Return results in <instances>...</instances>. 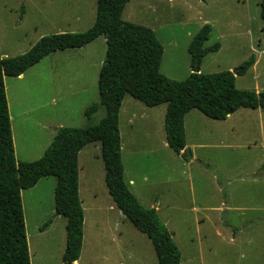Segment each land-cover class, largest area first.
Segmentation results:
<instances>
[{
	"label": "rangeland",
	"instance_id": "rangeland-1",
	"mask_svg": "<svg viewBox=\"0 0 264 264\" xmlns=\"http://www.w3.org/2000/svg\"><path fill=\"white\" fill-rule=\"evenodd\" d=\"M261 1L131 0L123 20L155 32L164 48L161 72L174 80L190 75L189 45L210 24L205 47L218 43L220 48L203 58L201 72H235L255 55V64L236 74L235 82L238 89L261 92ZM97 2L0 0L2 58L27 53L47 35L85 32L95 22ZM106 51V38L100 36L82 48L51 53L18 78L5 76L18 162L41 158L55 126L84 128L104 118L103 106L89 120L85 110L99 102ZM166 110V103L151 107L128 94L123 100L119 128L131 192L145 208L158 205L159 218L180 249V264H264V110L242 107L226 120L191 110L185 117L187 158L167 143ZM96 144L101 145L91 143L79 154L84 241L77 264H158L151 239L113 203L101 179L104 163ZM85 166L93 167L95 198L86 193ZM56 183L54 176L43 177L21 191L31 264L63 263L67 219L56 216Z\"/></svg>",
	"mask_w": 264,
	"mask_h": 264
},
{
	"label": "trees",
	"instance_id": "trees-1",
	"mask_svg": "<svg viewBox=\"0 0 264 264\" xmlns=\"http://www.w3.org/2000/svg\"><path fill=\"white\" fill-rule=\"evenodd\" d=\"M131 0H98L94 24L85 32H64L42 37L27 53L3 59L0 52V264H31L21 191L35 187L41 178L54 176L55 211L64 216L66 247L62 264L79 260L84 241V210L79 194V154L88 144H101L105 183L115 205L133 225L147 235L158 264H180L181 252L173 234L159 218L156 208H145L125 181L119 114L125 96L147 106L166 103L165 132L169 147L186 158L185 117L193 109L226 120L242 107L264 110V91L236 87V74H245L256 62L255 55L235 72H201L203 58L220 48L205 47L212 27L204 25L189 45L192 71L184 80L161 72L164 48L155 32L144 25L123 20ZM264 25V0L261 1ZM264 30V26H263ZM105 36L107 51L99 75V102L85 110L87 119L103 106L106 115L96 125L60 127L41 158L18 162L6 94L5 76L18 78L58 50L82 48ZM53 222L46 221L40 231Z\"/></svg>",
	"mask_w": 264,
	"mask_h": 264
},
{
	"label": "crops",
	"instance_id": "crops-1",
	"mask_svg": "<svg viewBox=\"0 0 264 264\" xmlns=\"http://www.w3.org/2000/svg\"><path fill=\"white\" fill-rule=\"evenodd\" d=\"M121 111H122V107H121V110H120V113H121ZM165 114H166V111L164 112ZM133 114V111H130V113H129V115H130V117H131V115ZM163 119H165V116L163 117ZM58 128H60L59 126H55V128H54V132L52 133V137H53V139H54V137H55V135H56V130L58 129ZM166 133V132H165ZM167 140V139H166ZM93 144H95V143H93ZM90 144H88V145H86L84 148H86L87 146H89ZM97 148L98 149V151H99V154L101 155V145H94V148ZM83 148V149H84ZM82 149V150H83ZM81 150V151H82ZM96 153V152H95ZM100 157V156H99ZM98 160H100L99 158H98ZM104 170H105V167H104ZM103 169H102V172H101V179H105V171H104ZM94 176H95V171H94ZM84 178H85V184H86V189H87V192L86 193H89V197H91V196H93L94 198L96 197V195L94 194V192H93V189H92V187H90V185L92 184V181L94 182L95 180H93V167H88V166H85V168H84ZM134 181H130V184H132ZM109 192V191H108ZM110 195V194H109ZM111 197V196H110ZM112 198V197H111ZM112 201H113V199H112ZM113 203H114V201H113ZM115 204V203H114ZM156 208H158V205H156L155 206ZM57 216V215H56ZM53 222H54V218H53ZM52 222V223H53ZM52 223H51V225H52ZM50 225V226H51ZM49 226V227H50ZM48 227V228H49ZM42 232V231H41ZM65 249V248H64ZM62 251H63V249H62ZM65 251V250H64ZM76 262H78V261H76ZM75 262V263H76Z\"/></svg>",
	"mask_w": 264,
	"mask_h": 264
},
{
	"label": "bare ground",
	"instance_id": "bare-ground-1",
	"mask_svg": "<svg viewBox=\"0 0 264 264\" xmlns=\"http://www.w3.org/2000/svg\"><path fill=\"white\" fill-rule=\"evenodd\" d=\"M78 262H76L75 264H77Z\"/></svg>",
	"mask_w": 264,
	"mask_h": 264
}]
</instances>
